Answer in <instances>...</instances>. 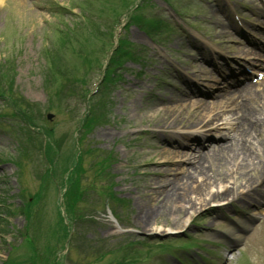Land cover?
Here are the masks:
<instances>
[{
    "label": "rangeland",
    "instance_id": "obj_1",
    "mask_svg": "<svg viewBox=\"0 0 264 264\" xmlns=\"http://www.w3.org/2000/svg\"><path fill=\"white\" fill-rule=\"evenodd\" d=\"M49 2L57 6L56 12ZM85 2H91L94 8ZM138 2L3 0L0 4V109L3 110L0 158L10 161L0 163V214L3 215L0 216V264H13V259L17 264L21 261L31 264L35 259H30L32 253L37 255L35 264H177L173 256L201 264H264V129L254 132L249 121V114L255 111L264 119L262 101L249 99L247 102L251 103L245 106L234 102L231 110L218 113L219 119L213 116L208 121L200 115L197 104L203 98L196 96L197 92L192 95L185 91L190 82L198 85L199 94L210 88L217 91L213 81L208 80L225 82L228 62L233 58L239 61L249 48L254 49V39H260L258 27L264 28V17L259 15L256 0H148L146 4L151 9L140 8L135 13L141 23L145 24L153 14L161 15L172 25L171 31L149 35L136 25L121 32L125 49L131 46L146 49L143 67L146 68L140 70L136 62L126 61L116 72L121 60L116 62L114 56L107 77L114 72L120 79L116 83L107 79L109 82L101 86L80 133L81 147H73V115L82 111L81 98L86 91L97 88L96 81L102 75L105 79L104 68L99 71L100 76L97 72L112 49L109 37L115 16ZM72 6L78 7L73 10L77 14L79 8L85 12L91 8L96 19L81 24L70 14L58 11ZM232 9L237 10L242 27L254 39L233 29L236 27L226 11ZM67 30L79 35L69 36L65 34ZM261 41L264 45V38ZM209 53L216 55L217 58H212L215 65ZM200 77L204 79L197 81ZM9 100L26 103L23 107L32 116V104H39L43 110L48 105L54 114L51 121L35 122L39 133L46 136L47 157L51 158L54 171L27 222L16 209L20 206L19 185H23L26 199L35 194L39 190L38 176L45 172V167L39 137H29L26 153L21 157L22 178L18 182L14 179L18 148L12 138L21 142L24 135L19 129L20 119L13 120L6 107ZM204 122L231 128L230 138L236 131L238 136L234 134L232 138L241 140L245 146L229 164L220 167L223 159L216 156L210 166L204 164L214 181L207 195L214 194V199L207 196L208 201H204L206 205L200 210L197 211L200 206L189 209V204L185 211V205L170 199L169 181L182 178L183 182L188 176L184 173L193 172V166H197V161L191 165L193 155L213 154L219 144L227 141L211 133L210 138L216 142L208 144L197 133L199 129L192 128L199 123L202 129ZM192 129H197L195 134H190ZM163 133L164 140L177 139L186 133L192 137L193 145L179 139L175 145L185 146L179 152L186 155L178 152L171 155L160 149ZM92 166L98 169L95 177V168L90 170ZM93 179L96 182L86 189ZM111 183L113 193L123 200L115 211L123 216L122 226L129 230L125 234L116 231L109 215L112 207L104 205V199L97 196H93L91 203L87 199L91 195L85 193ZM66 189V197L77 201L69 207L70 214L60 196ZM156 189L167 195L168 203L160 193H152ZM151 204L156 208L149 214ZM90 208L92 219L87 217L90 219L87 220L82 212L85 215ZM11 213L15 215L9 216ZM255 219L258 226L244 248L230 253V244L239 241L241 231ZM74 220L77 225L81 222L82 227L78 228L79 241L74 239V248L68 250L65 242ZM149 220L151 226L146 225ZM196 223H201L199 228ZM26 240H30L31 246ZM170 242V256L158 259L156 253ZM210 242H216L218 247ZM127 243H131L130 253L125 252L127 249L118 250ZM102 244L114 248L113 254L96 255L83 250L90 245L100 250ZM189 245L195 248L190 253L182 252Z\"/></svg>",
    "mask_w": 264,
    "mask_h": 264
},
{
    "label": "bare ground",
    "instance_id": "obj_2",
    "mask_svg": "<svg viewBox=\"0 0 264 264\" xmlns=\"http://www.w3.org/2000/svg\"><path fill=\"white\" fill-rule=\"evenodd\" d=\"M3 0H0V4L2 3ZM210 96V93H209ZM232 98H227V100H223L221 102H216V104H206L204 103V105L201 107L200 109V115H202L205 118H208L209 114H213L216 110H218L221 106L226 105L228 103H231ZM171 112V111H170ZM173 113V111H172ZM255 114H250V117H254ZM254 120V125L256 126V124H262V121H258L256 118L253 119ZM201 123V122H199ZM199 123H196L195 125H198ZM161 137H164V133L160 135ZM243 143H241L239 140L238 141H230L229 143H227V145H225L222 149L215 151L213 154L211 155H207L205 156L203 159H201V164L198 163L197 166L193 167V172H187L184 173L185 175H188L185 180L182 182V178L181 179H176V180H171L169 181V184H172V190L169 193L170 194V199L177 203L180 206L185 205V211L187 209V206L190 204V208L189 209H193L194 207H198L200 206L198 210H200L203 206H205V202H207V194L210 192V185L212 183H214V181H212L209 178V174L208 171H206V168L209 169V167L204 166L208 165L210 166L211 162H213L215 156L216 158H222L223 162L221 163L220 167H222V165H226L231 163L232 161H234L235 156H238V152H240L242 149H244ZM167 147V152L171 155H173V150L179 147V145L174 146L172 144L169 145H163V148ZM235 153V154H234ZM175 155V154H174ZM235 155V156H234ZM181 158V157H180ZM212 170V169H211ZM216 170V169H214ZM215 174V171L212 172V175ZM151 185V184H150ZM153 185V184H152ZM226 191V190H225ZM224 192V191H223ZM152 193L157 194L160 193L161 195H163L166 199V202L168 203L169 199L167 197V195L165 193H163V191H160L159 189L157 190H152ZM217 193V192H216ZM214 196H208L211 197L210 199H214L212 198ZM206 198V199H205ZM205 201V202H204ZM156 208V206L154 204H151L150 207V212L154 213V209ZM183 208V207H181ZM188 210V209H187ZM153 216V215H152ZM139 216V220H140ZM151 222L150 220L146 223V225H150Z\"/></svg>",
    "mask_w": 264,
    "mask_h": 264
},
{
    "label": "trees",
    "instance_id": "obj_3",
    "mask_svg": "<svg viewBox=\"0 0 264 264\" xmlns=\"http://www.w3.org/2000/svg\"><path fill=\"white\" fill-rule=\"evenodd\" d=\"M69 199H70V200H73V199H74V197H69Z\"/></svg>",
    "mask_w": 264,
    "mask_h": 264
}]
</instances>
